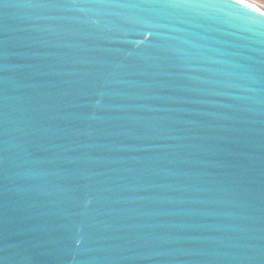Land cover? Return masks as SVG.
Wrapping results in <instances>:
<instances>
[{
	"label": "water",
	"instance_id": "obj_1",
	"mask_svg": "<svg viewBox=\"0 0 264 264\" xmlns=\"http://www.w3.org/2000/svg\"><path fill=\"white\" fill-rule=\"evenodd\" d=\"M0 264H264V15L0 0Z\"/></svg>",
	"mask_w": 264,
	"mask_h": 264
},
{
	"label": "snow or ice",
	"instance_id": "obj_2",
	"mask_svg": "<svg viewBox=\"0 0 264 264\" xmlns=\"http://www.w3.org/2000/svg\"><path fill=\"white\" fill-rule=\"evenodd\" d=\"M240 3L245 4L247 7L252 8L254 11L261 12V14L264 15V11L257 8L255 5L248 3V0H240Z\"/></svg>",
	"mask_w": 264,
	"mask_h": 264
},
{
	"label": "rangeland",
	"instance_id": "obj_3",
	"mask_svg": "<svg viewBox=\"0 0 264 264\" xmlns=\"http://www.w3.org/2000/svg\"><path fill=\"white\" fill-rule=\"evenodd\" d=\"M250 1L251 3L255 4V5H258L262 8H264V0H248Z\"/></svg>",
	"mask_w": 264,
	"mask_h": 264
}]
</instances>
